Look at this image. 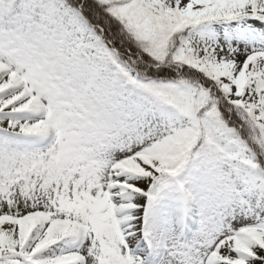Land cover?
<instances>
[{"label":"snow or ice","instance_id":"1","mask_svg":"<svg viewBox=\"0 0 264 264\" xmlns=\"http://www.w3.org/2000/svg\"><path fill=\"white\" fill-rule=\"evenodd\" d=\"M0 264H264V0H0Z\"/></svg>","mask_w":264,"mask_h":264}]
</instances>
